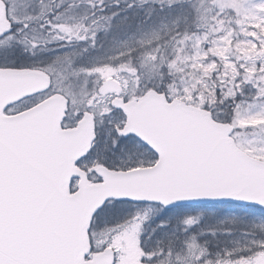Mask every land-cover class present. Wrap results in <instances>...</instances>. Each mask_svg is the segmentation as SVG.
<instances>
[{"label":"snow or ice","instance_id":"6c2138e0","mask_svg":"<svg viewBox=\"0 0 264 264\" xmlns=\"http://www.w3.org/2000/svg\"><path fill=\"white\" fill-rule=\"evenodd\" d=\"M0 264H264V0H0Z\"/></svg>","mask_w":264,"mask_h":264},{"label":"rangeland","instance_id":"374dc122","mask_svg":"<svg viewBox=\"0 0 264 264\" xmlns=\"http://www.w3.org/2000/svg\"><path fill=\"white\" fill-rule=\"evenodd\" d=\"M156 26H157V27H159V24L157 23V25H156ZM109 31H110V30H109ZM110 32H111V31H110ZM101 35H102V37H103V35H104V34L102 33Z\"/></svg>","mask_w":264,"mask_h":264}]
</instances>
